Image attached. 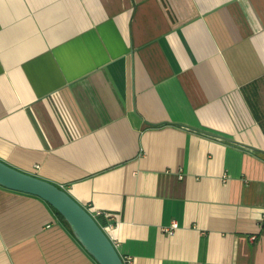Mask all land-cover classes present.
I'll use <instances>...</instances> for the list:
<instances>
[{
	"label": "crops",
	"instance_id": "0c3cea01",
	"mask_svg": "<svg viewBox=\"0 0 264 264\" xmlns=\"http://www.w3.org/2000/svg\"><path fill=\"white\" fill-rule=\"evenodd\" d=\"M262 84L264 0H0V160L129 264H264ZM0 264L98 263L0 186Z\"/></svg>",
	"mask_w": 264,
	"mask_h": 264
},
{
	"label": "water",
	"instance_id": "95a60500",
	"mask_svg": "<svg viewBox=\"0 0 264 264\" xmlns=\"http://www.w3.org/2000/svg\"><path fill=\"white\" fill-rule=\"evenodd\" d=\"M0 186L36 195L57 210L98 264H125L115 244L91 213L60 185L0 160Z\"/></svg>",
	"mask_w": 264,
	"mask_h": 264
},
{
	"label": "built area",
	"instance_id": "2783aa9c",
	"mask_svg": "<svg viewBox=\"0 0 264 264\" xmlns=\"http://www.w3.org/2000/svg\"><path fill=\"white\" fill-rule=\"evenodd\" d=\"M63 188V187H62ZM64 189V188H63ZM86 208V207H85ZM90 213L91 215L97 220V222L100 224V226L102 227V229L107 232L111 227L112 225L111 224H105V225H102L99 221V217L103 216L107 219H112L113 217L108 213V212H104V211H101V210H94V211H91L90 209L86 208ZM264 218V217H263ZM176 223H173L171 225V227L167 228V232L168 233H172L173 232V229L176 227ZM123 258V261L125 264H129L131 262V258L130 257H122Z\"/></svg>",
	"mask_w": 264,
	"mask_h": 264
},
{
	"label": "rangeland",
	"instance_id": "374dc122",
	"mask_svg": "<svg viewBox=\"0 0 264 264\" xmlns=\"http://www.w3.org/2000/svg\"><path fill=\"white\" fill-rule=\"evenodd\" d=\"M260 90H261L262 97L264 98V84H262V87ZM262 102H263V100H262Z\"/></svg>",
	"mask_w": 264,
	"mask_h": 264
},
{
	"label": "trees",
	"instance_id": "16d2710c",
	"mask_svg": "<svg viewBox=\"0 0 264 264\" xmlns=\"http://www.w3.org/2000/svg\"><path fill=\"white\" fill-rule=\"evenodd\" d=\"M54 209V208H53ZM55 210V209H54ZM55 213H57L62 219H63V217H62V215L56 210L55 211ZM64 220V219H63ZM65 221V220H64ZM66 222V221H65ZM66 224H67V222H66ZM68 225V224H67Z\"/></svg>",
	"mask_w": 264,
	"mask_h": 264
}]
</instances>
